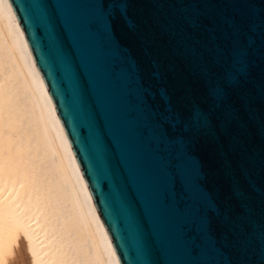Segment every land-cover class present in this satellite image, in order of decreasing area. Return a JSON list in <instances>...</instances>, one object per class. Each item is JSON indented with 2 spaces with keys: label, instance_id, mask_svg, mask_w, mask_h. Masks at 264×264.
Segmentation results:
<instances>
[{
  "label": "water",
  "instance_id": "1",
  "mask_svg": "<svg viewBox=\"0 0 264 264\" xmlns=\"http://www.w3.org/2000/svg\"><path fill=\"white\" fill-rule=\"evenodd\" d=\"M118 264H264V0H7Z\"/></svg>",
  "mask_w": 264,
  "mask_h": 264
},
{
  "label": "bare ground",
  "instance_id": "2",
  "mask_svg": "<svg viewBox=\"0 0 264 264\" xmlns=\"http://www.w3.org/2000/svg\"><path fill=\"white\" fill-rule=\"evenodd\" d=\"M23 249L35 264H118L10 4L0 0V264H26Z\"/></svg>",
  "mask_w": 264,
  "mask_h": 264
},
{
  "label": "rangeland",
  "instance_id": "3",
  "mask_svg": "<svg viewBox=\"0 0 264 264\" xmlns=\"http://www.w3.org/2000/svg\"><path fill=\"white\" fill-rule=\"evenodd\" d=\"M24 234H25L24 237L28 240L29 238H27V236H28V235H26L27 233L25 232ZM27 242H29V240H28ZM28 244L30 245V243H28ZM22 252H23V256H24L23 259H24V262H25L26 264H32V262H33V264L36 263L35 260H33V259H34L33 256H32L33 259L31 260V263H29L30 261H29L27 255H26L25 250L23 249ZM31 254H32V252H31ZM32 255H33V254H32ZM27 262H28V263H27Z\"/></svg>",
  "mask_w": 264,
  "mask_h": 264
}]
</instances>
